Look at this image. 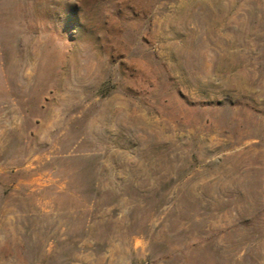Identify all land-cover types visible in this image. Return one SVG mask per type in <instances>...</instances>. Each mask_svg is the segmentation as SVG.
<instances>
[{
  "label": "rangeland",
  "instance_id": "obj_1",
  "mask_svg": "<svg viewBox=\"0 0 264 264\" xmlns=\"http://www.w3.org/2000/svg\"><path fill=\"white\" fill-rule=\"evenodd\" d=\"M0 264H264V0H0Z\"/></svg>",
  "mask_w": 264,
  "mask_h": 264
}]
</instances>
